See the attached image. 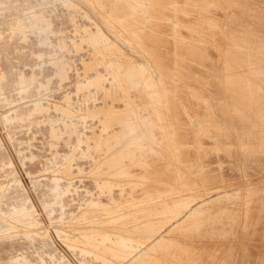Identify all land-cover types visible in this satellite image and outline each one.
<instances>
[{
    "label": "bare ground",
    "instance_id": "bare-ground-1",
    "mask_svg": "<svg viewBox=\"0 0 264 264\" xmlns=\"http://www.w3.org/2000/svg\"><path fill=\"white\" fill-rule=\"evenodd\" d=\"M92 1L104 17H118L120 22L134 11L141 12L142 7L146 10L149 22L140 24L136 19V24H123L122 29L133 35L132 43L142 56L150 57L163 92L171 97L162 98L152 82L127 73L117 77L120 91L110 83L105 90L109 79L103 74L123 70L122 56L114 47H106L105 37L92 35L90 28L77 30L83 37L78 38L76 48L93 50L82 63L79 77L94 72L96 94L82 93L83 120L74 116L69 95L62 104L52 103L60 119H47L51 147L64 138L67 144L75 136V147L84 145L81 156L94 163L91 172L100 170L95 176L100 180L96 183L98 197L91 199L86 209L114 207L117 212L101 222V228L114 234L95 232L84 239L85 243L101 248V253L116 262L122 261L188 206V199L177 200L176 191L206 195L235 187L237 191L230 197L197 210L175 236L156 243L137 264H264V0ZM75 8L73 16L81 7ZM28 23L29 29L30 24L39 29L37 25L45 20L40 16ZM207 45L215 48L220 63L213 84L215 93L209 100L192 88L199 84L194 67H206L207 61H212ZM50 64L59 83L68 79L66 63ZM97 101L107 110L114 109L116 102L122 110L94 117L90 113L100 107L92 110L87 104ZM49 109L35 104L26 119ZM87 119L96 121L98 131L91 127L90 135L81 136L79 127L86 129ZM210 152L216 157H209ZM225 158L230 160L227 171L221 165L217 172L207 168V162L219 163ZM66 166L71 167L69 163ZM125 185L128 195L114 200L113 188L120 187L122 192ZM101 196H107V203L100 201ZM145 197L158 202L146 207L155 208L153 211H143L147 210L143 207L133 214L126 212L123 206L140 204ZM135 234L136 239L120 236ZM252 241L261 247L256 256L248 248Z\"/></svg>",
    "mask_w": 264,
    "mask_h": 264
},
{
    "label": "rangeland",
    "instance_id": "rangeland-1",
    "mask_svg": "<svg viewBox=\"0 0 264 264\" xmlns=\"http://www.w3.org/2000/svg\"><path fill=\"white\" fill-rule=\"evenodd\" d=\"M76 5L81 8L73 16L71 13L76 10ZM40 16L45 24H38L39 29L30 24L29 29L28 22ZM128 16L129 19L122 22L118 17H104L92 0H0V264H137L156 243L175 236L182 223L197 210L230 197L237 191L235 187L206 195H191L185 189L176 191L177 200L188 199V206L163 223L156 234L122 261L116 262L113 257L101 253V248L85 243L87 237L95 232L114 234L105 227L101 228V222L117 212L114 207L100 211L86 209L90 200L98 197L96 183L100 180L95 176H99L100 170L91 172L94 163L90 158L81 156L84 145L76 148L75 136L67 144L64 138L51 147L49 120L60 119L53 111V104H62L66 95L73 99L71 103L75 109L74 116L83 120L86 113L83 112L82 93L89 91L91 95L96 94L93 83L96 80L95 73L88 72L79 77L82 76V63L87 61L88 55L93 51L91 47L77 49L75 46L78 38L83 37L81 31L80 36L76 32L84 27L90 28L92 35L105 37L106 47H114L126 65L123 70L116 71V74H112V71L104 72L103 77L109 79L105 82V90L110 83L120 91L117 77L127 73L137 75L141 81L152 82L162 98L165 95L171 97L163 92L157 72L149 61L150 57L142 56L132 43L133 35L122 29L123 24H136V19L140 24L149 22L146 10L142 7L141 12L134 11ZM209 41L212 42L211 39ZM220 48L218 49L222 53V47ZM207 49L211 51L209 59L212 61L208 60L206 67H194V71L197 69L195 76L199 84H194L192 88L195 87L209 100L210 94L215 93L213 84L216 82L215 76L219 73L220 63L215 48L207 45ZM54 61H62L68 65V79L61 83L52 73L54 68L50 63ZM32 78L33 81L30 82ZM45 85L47 89H42ZM75 92H78V96H75ZM38 103L50 107V113L35 114L32 116L33 121L31 117L26 119ZM87 105L92 110L96 109L95 106L100 107V110L90 113L94 117L106 114L109 116L122 110V105L116 102L115 108L110 110L103 108L101 101L89 102ZM86 122V129L84 125L79 127L81 136L90 135V128L96 125V121L90 119ZM94 130L98 131L95 127ZM205 140L209 142V139ZM74 147L77 150L73 151ZM215 155V152H210L209 157L214 158ZM218 155L224 156L222 152ZM33 156L36 158L34 161ZM229 161L225 158L219 163L215 160L207 162V168L217 172L221 165L227 171ZM68 163L70 168L66 166ZM66 189L68 192H65ZM128 190L127 185L123 186L122 192L120 187L113 188L111 196L114 200H119L128 195ZM61 194L58 200V195ZM99 199L102 203H107L108 200L107 196ZM157 203L150 197H145L140 204L133 202L123 207L130 214L143 207L147 209L143 211L151 212L155 208L146 207ZM158 207L160 206L157 205L156 208ZM120 236L130 239L138 237L136 234L131 237ZM176 240L178 239H174ZM248 248L254 256L261 250L253 241Z\"/></svg>",
    "mask_w": 264,
    "mask_h": 264
}]
</instances>
